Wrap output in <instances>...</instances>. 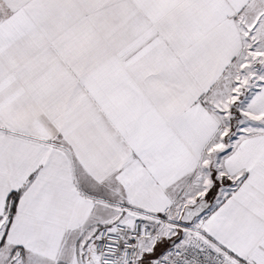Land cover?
<instances>
[{"label":"snow or ice","instance_id":"6c2138e0","mask_svg":"<svg viewBox=\"0 0 264 264\" xmlns=\"http://www.w3.org/2000/svg\"><path fill=\"white\" fill-rule=\"evenodd\" d=\"M0 264H264V0H0Z\"/></svg>","mask_w":264,"mask_h":264}]
</instances>
